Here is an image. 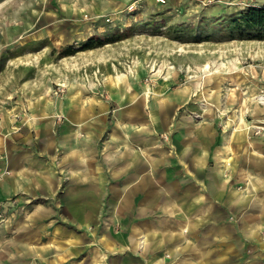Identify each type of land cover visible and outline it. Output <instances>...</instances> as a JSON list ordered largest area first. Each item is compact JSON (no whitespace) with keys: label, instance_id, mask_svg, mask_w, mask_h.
Here are the masks:
<instances>
[{"label":"crops","instance_id":"1","mask_svg":"<svg viewBox=\"0 0 264 264\" xmlns=\"http://www.w3.org/2000/svg\"><path fill=\"white\" fill-rule=\"evenodd\" d=\"M102 69L0 113V264H264V70Z\"/></svg>","mask_w":264,"mask_h":264},{"label":"rangeland","instance_id":"2","mask_svg":"<svg viewBox=\"0 0 264 264\" xmlns=\"http://www.w3.org/2000/svg\"><path fill=\"white\" fill-rule=\"evenodd\" d=\"M251 5L264 0H0V113L28 93L27 84L58 93L69 78L91 79L96 66L113 65L195 84L194 97L207 105L214 74L264 70V39L233 32L227 22ZM91 38L102 45L62 55Z\"/></svg>","mask_w":264,"mask_h":264},{"label":"trees","instance_id":"3","mask_svg":"<svg viewBox=\"0 0 264 264\" xmlns=\"http://www.w3.org/2000/svg\"><path fill=\"white\" fill-rule=\"evenodd\" d=\"M228 26L233 32H239L243 36L256 39H264V5L248 6L239 12L230 15L227 19ZM95 38L81 44L79 48L73 45L66 47L62 53L63 56L75 55L79 51L94 49L101 46Z\"/></svg>","mask_w":264,"mask_h":264},{"label":"built area","instance_id":"4","mask_svg":"<svg viewBox=\"0 0 264 264\" xmlns=\"http://www.w3.org/2000/svg\"><path fill=\"white\" fill-rule=\"evenodd\" d=\"M147 82L150 83V80H147ZM65 91H66L65 85L62 84V85L58 86V93L63 94V93H65ZM262 131H264V128L258 127L257 130H256V134H259ZM9 174H10V170L9 169H2V168H0V181L3 180L5 178V176H7Z\"/></svg>","mask_w":264,"mask_h":264},{"label":"bare ground","instance_id":"5","mask_svg":"<svg viewBox=\"0 0 264 264\" xmlns=\"http://www.w3.org/2000/svg\"><path fill=\"white\" fill-rule=\"evenodd\" d=\"M207 69V68H206ZM255 101H257V102H262V103H264V95H256V96H254V98H253ZM203 106H205V105H203Z\"/></svg>","mask_w":264,"mask_h":264}]
</instances>
